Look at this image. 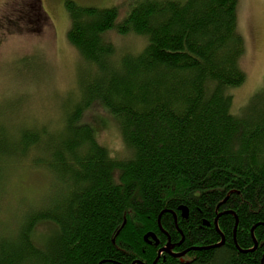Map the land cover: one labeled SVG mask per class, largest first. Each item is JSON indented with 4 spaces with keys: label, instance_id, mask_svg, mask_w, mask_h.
I'll use <instances>...</instances> for the list:
<instances>
[{
    "label": "trees",
    "instance_id": "obj_1",
    "mask_svg": "<svg viewBox=\"0 0 264 264\" xmlns=\"http://www.w3.org/2000/svg\"><path fill=\"white\" fill-rule=\"evenodd\" d=\"M238 2L65 1L68 43L91 68L78 72L79 93L63 103L59 131L14 124L15 106L0 111V194L11 169L48 177L33 202H16L12 239L0 235V264H151L155 250L144 236L165 241L162 212L160 226L190 257L167 264H261L264 89L233 112L231 91L245 82ZM39 3L16 4L7 26L42 33L49 18ZM111 31L141 38L142 47L118 51ZM92 110L117 124L124 156L97 141L85 121ZM41 225L46 232L35 237Z\"/></svg>",
    "mask_w": 264,
    "mask_h": 264
},
{
    "label": "rangeland",
    "instance_id": "obj_2",
    "mask_svg": "<svg viewBox=\"0 0 264 264\" xmlns=\"http://www.w3.org/2000/svg\"><path fill=\"white\" fill-rule=\"evenodd\" d=\"M23 1L26 0H0V111L4 106H15L13 110L16 111V118L11 117L12 120L14 118V124L33 123L36 128H45L48 133H53L62 128L63 103L71 96L77 97L79 93L78 72L82 67L91 66L85 65L78 50L68 43L70 20L64 6L66 0H38L49 18L39 35L34 31L30 34L14 33L7 26L16 4H22ZM73 1L81 6L110 8L126 0ZM126 10L125 5L121 7L118 21L124 19ZM237 27L245 42V52L240 60L245 82L231 91L235 113L253 95L264 89V0H239ZM106 37L116 45L118 51L124 52L139 50L143 43L141 38L134 35L122 37L114 31L107 33ZM15 104H18V108ZM85 121L92 123L96 139L101 145L118 156L125 155L118 126L108 114L92 110ZM47 178L43 171L28 167L8 171L0 194L1 236L12 239L11 223L12 218L15 219L12 213L18 208L16 202L30 203L29 199L33 202L45 187ZM45 232V226H38L35 237Z\"/></svg>",
    "mask_w": 264,
    "mask_h": 264
},
{
    "label": "flooded vegetation",
    "instance_id": "obj_3",
    "mask_svg": "<svg viewBox=\"0 0 264 264\" xmlns=\"http://www.w3.org/2000/svg\"><path fill=\"white\" fill-rule=\"evenodd\" d=\"M180 214L182 217L181 211H180ZM187 217L186 218L182 217V218L187 219ZM173 218L175 219V214H174ZM157 226H158V230L160 231L162 237L165 238V241L160 239V236L158 237L153 232H147V233H152L154 235L155 239H152L149 237V238L144 240V243L147 244L148 247L152 246V248H154V250H155V258L153 259L151 264H167L168 259L175 260L176 262L177 261L188 262L190 259V257L188 256L189 250H186V249H184L182 251L178 250V248L180 246V242L177 244L172 243L170 241V236L168 235V233L166 231H164L161 226H160L161 228H159V225H157ZM181 236H182V234H181ZM182 239H183V237H181V240ZM160 250H165V251H161L159 253ZM183 252H186L184 256L174 257V256L182 254ZM130 264H145V262H144V260L140 261V260L136 259V260H133Z\"/></svg>",
    "mask_w": 264,
    "mask_h": 264
},
{
    "label": "water",
    "instance_id": "obj_4",
    "mask_svg": "<svg viewBox=\"0 0 264 264\" xmlns=\"http://www.w3.org/2000/svg\"><path fill=\"white\" fill-rule=\"evenodd\" d=\"M179 210H180L181 213H182V217H183V218H186V217H187V214H188V210H187V208H186V207H180ZM162 213H163V212H162ZM162 213L159 214V216H158V225H159V228H161V227H160V223H159V219H160L159 217H160V215H162ZM170 213H171V212H170ZM172 214H173V213H172ZM173 216H174V215H173ZM174 221L176 222V217H175ZM214 224H215V228H216V230L218 231L217 220L214 221ZM235 228H236V223H235ZM234 231H235V229H234ZM149 237L152 238V239H155V237H154V235H153L152 233H147V234L144 236V240L147 239V238H149ZM222 242H223V237H222V235H221V241H220L216 246H221V245H222ZM256 244H257V243H256V241L254 240V247H253V248L256 247ZM195 250H197V249H195ZM161 251H165V250H160L159 253H160ZM246 252H247V251H246ZM185 253H186V252H183L182 254L177 255V256H174V257H182V256L185 255ZM263 260H264V255H263V257H262L261 264H264Z\"/></svg>",
    "mask_w": 264,
    "mask_h": 264
}]
</instances>
